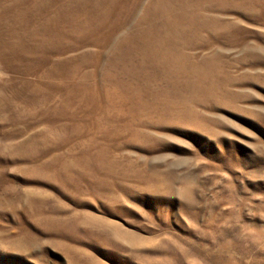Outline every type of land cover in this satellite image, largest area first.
<instances>
[{
    "label": "rangeland",
    "instance_id": "rangeland-1",
    "mask_svg": "<svg viewBox=\"0 0 264 264\" xmlns=\"http://www.w3.org/2000/svg\"><path fill=\"white\" fill-rule=\"evenodd\" d=\"M0 264H264V0H0Z\"/></svg>",
    "mask_w": 264,
    "mask_h": 264
}]
</instances>
